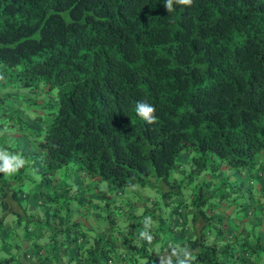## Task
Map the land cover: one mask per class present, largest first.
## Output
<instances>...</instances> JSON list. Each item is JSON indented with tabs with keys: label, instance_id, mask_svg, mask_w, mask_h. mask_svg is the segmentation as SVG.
<instances>
[{
	"label": "trees",
	"instance_id": "1",
	"mask_svg": "<svg viewBox=\"0 0 264 264\" xmlns=\"http://www.w3.org/2000/svg\"><path fill=\"white\" fill-rule=\"evenodd\" d=\"M164 2L0 0V150L23 160L15 171L0 172V230L9 223L35 240L48 233L45 251L72 245L82 250L76 264H163L139 236L150 217L152 242L175 230L182 245L171 241L166 249L191 250L192 264L264 257L255 228L241 241L209 215L215 205H239L238 180L214 179L221 166L264 174V0H193L174 4L172 12ZM12 86L36 91V101L46 96L35 102L40 107L53 103L43 113L28 110L35 103L20 104ZM139 101L155 107V123L137 116ZM22 138L35 152L33 162L17 154ZM69 169L117 195L134 185L152 187L158 210L152 202L137 217L138 238L116 225L119 217L134 219L122 200L99 205L105 229L84 230L70 205L84 209V199L66 196L74 185L66 183ZM59 173L57 190L51 181ZM30 198L45 208L44 218L28 214Z\"/></svg>",
	"mask_w": 264,
	"mask_h": 264
},
{
	"label": "crops",
	"instance_id": "2",
	"mask_svg": "<svg viewBox=\"0 0 264 264\" xmlns=\"http://www.w3.org/2000/svg\"><path fill=\"white\" fill-rule=\"evenodd\" d=\"M16 145L18 146L19 150V153L17 154H22L27 162L34 161L35 152L32 147L23 140V138L21 141L17 142ZM185 161L186 158L184 159V156H182L181 162L183 163ZM260 162L261 165L264 166V156L262 159H260ZM222 170H227V174L226 172H223V175L220 174ZM69 171L73 172V174H68L66 183H74V185L69 187V190L66 192V196L70 197L77 193L79 198L82 200L84 199L83 201H85L82 205L84 209L79 208V206L76 204L78 203L77 201H72L70 203L74 209L77 208L75 211L78 212V214H75V218L81 221L82 229L86 230L93 227L94 231L97 232V222H102L98 215H101L104 212L100 209L99 205L101 206V204L105 202H110V205L113 206V202L122 200L132 206V208H129V210H132V212L129 214H132L134 219L119 217L117 220H115L116 225L120 226L121 229L123 227V230L125 229L127 232L131 233L132 237L138 238L137 231L139 229L142 230L141 226L143 224H137L135 228L132 227V224L136 222L137 217L139 218L145 209H149L151 211L153 202L151 198L155 195H147V193H144V190L139 188L137 185H135L137 191L132 189L133 186H131L129 191L125 190V193L118 195L117 193L112 194L109 193L107 187L102 185V183L95 184L92 179H87L85 175L82 174V172H79L78 174V172H74L72 169H69L67 170V173H69ZM250 171L251 170L242 172H236L233 170L230 171L229 169H224L223 166L219 168V175L218 177L214 178L215 180L226 177L229 181H234L237 183L238 180V183H240V190L234 195L238 196L237 203H239V205H237L235 208L234 206H228L223 201L224 204L218 206L215 205L209 215L212 217V219L218 218L220 220L217 226L221 227L220 229H222V232L225 234L227 233V235H231L232 237L242 241L245 239H251V228H255V234L260 238L261 242L264 243V174L256 177L255 175L253 176L252 173H248ZM203 176H206V174L203 173ZM60 177V174L55 175L51 181V185L57 190L61 187V181L59 179ZM209 177L212 178L211 175H209ZM247 181H251L252 184L249 185ZM33 190L37 191L39 190V187L34 185ZM136 196L139 198H136ZM241 197H246V199L239 200ZM175 200L180 201L178 199ZM31 201L33 202V198H30L27 212H37V207ZM154 206L156 208L157 204ZM171 208L172 205H170V209ZM44 209L45 208L41 207V210L38 211L43 216L45 214ZM29 212L28 214H30ZM155 213L157 214V211H155ZM41 214H39L40 217H42ZM163 214L164 216L168 215V213ZM192 214V208L189 207L184 210V215L188 222L189 217H191ZM225 218H227V220H225ZM213 225L216 224L213 223ZM201 226L202 223L200 220H198L194 225V227L197 229H199ZM103 227L104 229L106 228V226ZM194 227L190 226L189 232L187 234L188 237L194 236ZM95 232H91V237L93 234H95ZM149 232L152 233L151 230H149ZM168 234L169 236L171 235L170 239L164 241V237L163 239L159 237L157 240L151 242L150 244L147 243L146 245L148 249H155L156 246L160 247H158L159 251L157 253L152 252L151 254L156 258H161L162 260L160 261L162 262L163 258L170 254L168 249H166V245H168V243L172 241L176 247H179L183 242L182 236L179 233H176L175 230L171 234L168 232ZM45 235L48 236V233H44V236L41 237L42 239L37 238V240H35L30 236V234L26 233L22 227L10 229V224L6 223L3 230H0V249L2 250L3 254L7 255L4 257V259L7 260L5 264H76V257H83L82 250H76L72 245L66 248L63 247L64 245L57 246L52 252L48 253L44 249L47 246L48 241L44 239ZM209 236H211V240H214L212 237L214 234L212 232L209 233ZM135 242L138 244L139 239H136ZM120 243L121 239H118L117 243H115V246L119 247ZM13 250L15 253L12 254ZM22 251L25 252L26 256L21 253ZM10 255H14V259H11V261ZM1 259L2 258L0 257V261ZM139 261L144 262L142 259ZM249 262H251V264H264V257L253 256L251 259L249 258Z\"/></svg>",
	"mask_w": 264,
	"mask_h": 264
},
{
	"label": "clouds",
	"instance_id": "3",
	"mask_svg": "<svg viewBox=\"0 0 264 264\" xmlns=\"http://www.w3.org/2000/svg\"><path fill=\"white\" fill-rule=\"evenodd\" d=\"M193 0H165L164 8L167 12L174 11V4L183 5V6H190ZM137 116L144 120L148 124H153L156 121L155 107L143 102L139 101L136 104L135 108ZM13 161L17 163L13 164ZM23 165V160L17 156H10L7 152L0 150V172L10 173L15 171L18 167ZM248 184L251 185V181H248ZM151 218L145 217L143 224H144V231L139 233L140 238L146 240L149 244L152 242L153 237L151 236L150 232L147 229L151 226ZM175 258V260L173 259ZM195 260V256L193 255L192 251L189 249H179L173 248L171 253L163 258V264H192V261Z\"/></svg>",
	"mask_w": 264,
	"mask_h": 264
},
{
	"label": "rangeland",
	"instance_id": "4",
	"mask_svg": "<svg viewBox=\"0 0 264 264\" xmlns=\"http://www.w3.org/2000/svg\"><path fill=\"white\" fill-rule=\"evenodd\" d=\"M43 88V87H42ZM10 92H12L14 95H15V98H18L19 99V101H20V104H30L29 102H37V101H40L41 100V97L40 96H38L37 97V101L36 100H34V97H36V96H33V95H35L37 92L35 91V92H33V91H29V89H27V88H20V87H11L10 88V90H9ZM26 98H27V100H29V102H27L26 101ZM43 100L42 101H40V102H37V103H41V102H43V101H45L46 100V96H44L43 95ZM37 103H35V105L33 106V104H31L33 107L32 108H29L28 110H30V109H33L34 111H37V112H40L41 111V113H43V112H46L45 110L48 108L47 107V104H50V103H53V101L51 100L49 103L48 102H45L44 104V106L43 107H40ZM36 108V109H35ZM38 109V110H37ZM40 110V111H39ZM224 169H226L225 167H224ZM230 171H232L231 169H229ZM223 172H226V174H227V170H222V172L220 173V174H222ZM60 174V173H59ZM69 174H73V172H71V171H69ZM61 175V174H60ZM223 175V174H222ZM221 175V176H222ZM225 175V174H224ZM61 177H62V175H61ZM87 179H90L88 176H85ZM102 183V182H101ZM160 182H157V185H158V187H160V186H162V185H160V184H163L162 182L159 184ZM103 185H105L104 183H102ZM165 186V185H164ZM130 188L131 187H127L126 188V191H129L130 190ZM152 187H145V189H144V193H147V195H149V196H152V195H157V193H156V191H155V189H151ZM108 189V188H107ZM132 189H134L135 191H137L136 190V188H135V185L132 187ZM117 193V190H114L113 192H112V194H116ZM137 195V194H136ZM136 198H139V197H137L136 196ZM246 199V197H241V199H239V200H245ZM170 204V203H169ZM168 204V206L167 207H165L164 205H162V208H163V212L162 213H168L169 212V210H170V205ZM149 206V205H148ZM41 210V207H37V212H33V213H31V212H29L35 219H37V218H44V216L40 213V212H38V211H40ZM39 214H41L42 215V217H40L39 216ZM205 214L206 215H208V212H205ZM9 216H8V218L9 219H15V214H8ZM164 220H166V218H164ZM189 220L191 221V217H189ZM225 220H227V218H225ZM106 221H100L97 225H98V227H96V229L97 230H100V228H102V226H105L106 225ZM213 224V223H212ZM39 227H40V225H38V223H37V225H36V227L35 228H37V229H39ZM101 231V230H100ZM163 235H164V233H162V232H159V237L160 238H162L163 239ZM31 237H34V235L32 236V235H30ZM42 239V238H41ZM44 239H46V240H48V237L45 235V237H44ZM159 246H156L155 247V249H151V252H155V253H157L158 251H159V248H158ZM13 253H15V251L13 250L12 251V254ZM7 255L6 254H3V252H2V250L0 249V257L2 258V259H4V257H6Z\"/></svg>",
	"mask_w": 264,
	"mask_h": 264
}]
</instances>
